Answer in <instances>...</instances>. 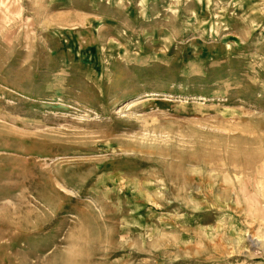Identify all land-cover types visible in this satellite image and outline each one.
I'll return each instance as SVG.
<instances>
[{
	"label": "rangeland",
	"instance_id": "1",
	"mask_svg": "<svg viewBox=\"0 0 264 264\" xmlns=\"http://www.w3.org/2000/svg\"><path fill=\"white\" fill-rule=\"evenodd\" d=\"M0 264H264V0H0Z\"/></svg>",
	"mask_w": 264,
	"mask_h": 264
}]
</instances>
